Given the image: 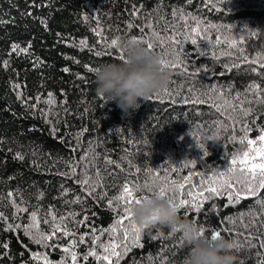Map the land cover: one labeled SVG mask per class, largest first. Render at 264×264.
<instances>
[{
    "label": "trees",
    "instance_id": "obj_1",
    "mask_svg": "<svg viewBox=\"0 0 264 264\" xmlns=\"http://www.w3.org/2000/svg\"><path fill=\"white\" fill-rule=\"evenodd\" d=\"M153 31L164 43L153 50L168 64L179 52L183 63L166 66L171 78L165 88L138 108L122 111L97 95L90 69L119 61L125 39L136 37L146 46L156 42ZM173 35L183 41L179 47L167 39ZM262 64L264 0H0V264H45V258L73 264V254L76 264H109L94 256L84 260L93 250L116 264L111 250L104 251L110 244L117 245L120 264H183L189 248L179 227L173 231L155 223L141 229L135 223L140 247L134 243L133 219L124 213L134 202L115 198L125 183L153 186L136 191L134 198L140 199L158 193L155 185L161 181L184 183L189 174L183 199H191L189 191H205L210 185L202 182L220 172L241 187L236 182L244 179L243 153L256 148L259 163L257 152L264 149L258 139L264 134ZM199 99L206 102H194ZM216 103L220 112L212 107ZM233 104L236 111H228ZM241 107L250 109L247 116ZM211 136L216 139H206ZM249 139L256 143L249 145ZM233 156L236 171L229 173ZM208 195L199 210L178 209L181 220L204 228L205 235L215 230L233 240L239 245L236 264H264V207L257 198L229 203L227 195ZM165 197L175 204L181 198L179 192ZM33 211L39 222L33 235H51L56 224L70 235L57 232L46 245L34 243L24 232ZM8 224L21 227L8 231Z\"/></svg>",
    "mask_w": 264,
    "mask_h": 264
},
{
    "label": "clouds",
    "instance_id": "obj_2",
    "mask_svg": "<svg viewBox=\"0 0 264 264\" xmlns=\"http://www.w3.org/2000/svg\"><path fill=\"white\" fill-rule=\"evenodd\" d=\"M123 58L104 62L93 69L96 93L106 101H114L125 112L140 106L154 92L167 86L171 70L164 65L161 54L132 38L121 42ZM132 219L141 228L159 223L183 232L189 251L183 264H236L234 241L223 235H201L195 223L182 221L170 197L158 193L145 195L131 207Z\"/></svg>",
    "mask_w": 264,
    "mask_h": 264
},
{
    "label": "snow or ice",
    "instance_id": "obj_3",
    "mask_svg": "<svg viewBox=\"0 0 264 264\" xmlns=\"http://www.w3.org/2000/svg\"><path fill=\"white\" fill-rule=\"evenodd\" d=\"M34 6H38V5H34ZM139 10L136 9L135 7L133 8V14H136ZM29 15H31V13H29ZM176 16V13L173 12V17ZM181 19L183 20V17H181ZM129 27H132L131 24L128 25ZM149 27H152L154 29V25H150ZM192 33H196L197 29L196 28H192L191 29ZM152 35H155L157 37V41L156 42H148L147 46L149 49H153L155 46H157V44H159L160 47H164V43H163V39L160 37V34L153 31ZM253 35H255V33H253ZM132 39L137 40L136 37H132ZM167 39L170 42H173L177 47H179L183 41H176L175 40V36H168ZM185 39H191V43L193 45H197V47L199 48L198 42L195 38H192L191 35H186ZM217 42H219V40H217ZM82 45L85 44V41H81L80 42ZM118 43V41L116 39H113L111 41V46H116ZM18 47V46H14ZM21 51H27V49H21ZM182 51V49L180 50ZM97 55H101V53H96ZM166 55L168 53H165ZM200 55H205L206 53L201 51L199 52ZM239 55V54H238ZM120 59L123 58V53L121 52ZM187 58V57H185ZM165 66H171L173 68H179L182 65V61L180 60V53L177 52L176 53V62L168 64L165 60L163 61ZM235 67L239 68V65H236ZM261 68H264V64L261 65ZM91 71H93V69H90ZM64 71H68V69H64ZM184 71H187L186 68H184ZM250 88L252 86H249ZM256 87V91H259V86H255ZM214 90V89H213ZM165 94H169L168 93V89H165ZM223 93H221L222 95ZM51 95V94H50ZM176 95H179V93H177ZM239 97V94H237V98ZM151 98V97H150ZM184 103H189V101L187 99H185L183 101ZM195 103H200L203 104L206 101L203 99H199L197 101H194ZM225 103H227V101L225 100ZM32 107H35V105H33ZM212 107H214L217 112L221 111V107L218 103L213 104ZM228 111H236V105L233 104L232 107L228 110ZM240 111H242L244 113L245 116L248 115L249 110H245L241 107ZM225 116H227V112L224 113ZM228 119H233L232 117H227ZM53 131H55V128L53 129ZM207 140H214L216 139L215 136H211V137H206ZM259 141L264 142V134H262L259 138ZM143 143L147 144L148 141L145 140L143 141ZM247 143L249 145H253L254 143H256L253 140H248ZM198 147H200L201 149H204V155H207V149L205 147V144L203 142H199L198 143ZM257 151L256 148H252L250 151H245L243 153L244 159L239 160V165L240 167V171H242L244 173V179L241 181H237L236 183L240 184L241 187H236V184H234L232 182V180L230 178H226V174L225 172H220L218 173V175H216L214 178L209 179L208 181H203L202 183H207L208 185H210L209 187H207V189L205 191H199L197 190V192L194 194L193 192L189 191L187 193V195L189 197H191V199H183V190L185 188V184L188 183V181L191 179V174H189V176L184 177V183H179L177 184L176 181H171V183H169V181L165 180V181H161L159 185H155V187H158V194L161 196H165L166 194H168L169 192H171L173 194V196H175L177 194V192H179L181 198L179 200V203L176 204L178 209H183L185 207H191L194 209L199 210L202 205L203 202L207 199H210V196L208 194H211V196H220V195H227L228 201L229 203H239L241 200L244 199H248L249 197L252 198H257L256 199V203L259 204L260 206L264 207V199H260L259 195L262 191H264V149L259 150V163L255 162L256 161V157L253 155L255 152ZM17 158L19 159H23L22 156H18ZM109 164H112L113 162L108 160L106 161ZM190 163H195V161H190ZM236 166H237V158L235 156L232 157L231 160V167H229L228 172L229 173H234L236 171ZM137 171H139V169H137ZM99 174V173H97ZM82 183H84L85 185H87L88 181L85 180ZM189 187L191 188H195V185H189ZM143 189H147L148 191H152L153 186L149 185L147 183H145L143 185ZM141 188L140 185H135V186H129L127 183H125V185L123 186L122 192L121 194L116 197L115 199L118 201H122L123 204L127 205V204H131L133 202L138 203L139 199H135L134 198V193L136 191H140L143 190ZM89 195H93L94 194V189L90 190ZM12 193H9V196H11ZM197 197H200L201 199H197ZM112 201H109V204H111ZM225 207H227V205H225ZM27 211V209L25 208H19L18 212H25ZM124 213H125V218L127 219H132V213L130 208L125 207L124 208ZM31 220L33 221L31 224L24 226V232L26 235L31 236L32 240L34 243L39 244V245H46L47 241L52 239L53 236L56 235L57 232H62L63 236H69L70 233L67 230V228L61 224H56L55 227L52 229V234L51 235H46L44 232L41 231H37V233L35 235H33L31 233V229L32 228H36L39 229V222L37 221V213L35 211H33L31 213L30 216ZM0 219H3V215L0 214ZM55 217H53V223H55ZM61 221H63L65 218L61 217L60 218ZM84 220H87V217L84 218ZM44 224H49L48 220H44L43 221ZM79 223H83V221H79ZM20 228L21 225H12V224H8L7 225V229L8 231L13 230V228ZM132 228H133V237H134V243L140 247H143V245L140 244V228L136 226L134 220H133V224H132ZM114 230V229H113ZM200 234L204 235L205 234V230L204 228H200ZM125 237L127 238L128 236V232L127 230H125L124 232ZM212 235L213 236H218L221 235V233L219 231H212ZM248 238L246 237V240ZM84 237L81 236L80 237V241L83 242ZM93 243H95V240L93 241ZM249 244H251V241H248ZM73 244H75V241H73ZM5 248H7V244L3 245ZM50 246V245H49ZM262 247H264V243H262L261 245ZM235 247H239V245H235ZM117 245L115 244H110L109 246H106L104 248L105 253H108L109 250H111L110 254L112 257H117V261L116 264H120V254L116 251ZM65 252H68L69 249L65 248L64 249ZM89 256H94L96 257L97 260H105V261H109V264H112L110 258L108 255H104V256H97V253L95 250L87 253L83 259L87 260L89 258ZM33 257L36 258L37 254H33ZM71 260L73 262V264H76L77 261V256L75 254H73L71 256ZM45 264H51L50 261H48L45 258ZM61 264H63V262H61ZM242 264V262H241Z\"/></svg>",
    "mask_w": 264,
    "mask_h": 264
},
{
    "label": "rangeland",
    "instance_id": "obj_4",
    "mask_svg": "<svg viewBox=\"0 0 264 264\" xmlns=\"http://www.w3.org/2000/svg\"><path fill=\"white\" fill-rule=\"evenodd\" d=\"M257 154H259V152H257ZM244 159V158H243Z\"/></svg>",
    "mask_w": 264,
    "mask_h": 264
}]
</instances>
